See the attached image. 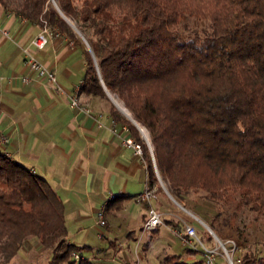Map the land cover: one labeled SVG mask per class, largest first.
Returning a JSON list of instances; mask_svg holds the SVG:
<instances>
[{"label":"trees","instance_id":"trees-1","mask_svg":"<svg viewBox=\"0 0 264 264\" xmlns=\"http://www.w3.org/2000/svg\"><path fill=\"white\" fill-rule=\"evenodd\" d=\"M0 4L38 24L45 21L70 38L74 29L60 12L73 20L85 35L100 74L87 53L79 90L107 99L101 78L146 127L158 172L173 197L183 200L197 192L222 205L235 199L237 206L264 214V0H0ZM108 111L141 142L146 182L155 184L137 128L112 104ZM209 225L218 231L213 221ZM65 236L64 205L53 186L0 151L2 261L14 259L23 243L33 238L39 247L51 248L46 264H97L84 254L88 246ZM210 237L206 233L205 238ZM148 241L141 244L142 250ZM72 250L82 257L72 258ZM159 263L205 264L201 256L188 261L174 252ZM238 264H264V253L249 248Z\"/></svg>","mask_w":264,"mask_h":264},{"label":"crops","instance_id":"crops-1","mask_svg":"<svg viewBox=\"0 0 264 264\" xmlns=\"http://www.w3.org/2000/svg\"><path fill=\"white\" fill-rule=\"evenodd\" d=\"M39 29L40 24L0 4V133L8 138L2 149L53 186L64 205L66 239L88 246L84 254L97 261L95 251L117 246L122 253L127 243L141 236L148 240L161 226L142 230L147 204L133 199L146 183L145 160L124 143L131 137L127 125L110 115L105 98L79 90L88 47L78 36L65 34L52 36L42 48L33 47L30 39ZM22 46L54 70L56 84L29 71ZM22 75L29 79L22 81ZM72 96L91 112L72 106ZM162 194L158 190L151 204L164 213L168 201H160ZM99 210L104 225L96 223ZM30 248L43 249L29 238L17 255Z\"/></svg>","mask_w":264,"mask_h":264},{"label":"rangeland","instance_id":"rangeland-1","mask_svg":"<svg viewBox=\"0 0 264 264\" xmlns=\"http://www.w3.org/2000/svg\"><path fill=\"white\" fill-rule=\"evenodd\" d=\"M69 20L74 24L72 19L69 18ZM73 29L74 34L78 36L83 45L89 49V44L85 35L81 31H77L75 28ZM106 95V105L112 104L122 117H132L130 111L126 107L130 115L124 114L112 100L111 96H115L119 99L115 93L108 90V94L106 93ZM119 100L121 101V99ZM134 120L137 122L138 126L144 128L147 133V139L145 140L138 127L130 120L137 128L140 139L144 143L145 157L150 160L156 175L155 184L157 188H159V191L164 193L159 199L161 202H164V204L168 201L164 209L166 212H162L161 226L158 228V232H154V235L152 233L153 236L149 239L146 250L141 249L140 244L142 241H145V237L143 238L141 236L135 239L134 242L127 243L126 247L124 246L125 244L121 245V247L126 248L122 253L118 252L119 249L117 246L109 247V250L103 253L95 251L98 255L97 264H160L159 262L168 252L180 253L182 257L188 261L198 256L203 258L201 245L195 239L189 238L184 234L183 221L192 224L202 242L206 246L215 249L213 264H238L242 253L249 248L253 249L258 254H263L264 214H257L243 205L237 206L235 199H233L229 205H222L202 198L197 192H189L185 195L183 200H178L170 195V192L169 194L165 191V189L167 190V181L158 172L153 155V145L148 130L141 122L136 119ZM149 145L152 149L151 153ZM153 162H155V167ZM192 213L197 217H194ZM212 221L218 226L217 232L209 225ZM205 224L213 231V235L207 230ZM175 230L178 232H175ZM206 233L211 235L209 239L205 238ZM122 240H124V238H121V241ZM219 240L223 242L227 249L232 263L224 254L218 242ZM189 249H196L198 253L190 255ZM49 253V248L38 250L30 248L28 251H23L14 259L7 262H3L0 256V264H46V258ZM88 256L91 257L89 254Z\"/></svg>","mask_w":264,"mask_h":264},{"label":"built area","instance_id":"built-area-1","mask_svg":"<svg viewBox=\"0 0 264 264\" xmlns=\"http://www.w3.org/2000/svg\"><path fill=\"white\" fill-rule=\"evenodd\" d=\"M58 34H63V33H61L54 26L51 27L47 25L46 22L44 21L42 24H40L39 31L30 39V45L36 48H42L47 43L49 38H51L54 35H58ZM21 49L24 55V63L26 67L29 69V71L33 72L36 78H44L48 82L56 84V75H55L54 70L49 68L43 62L39 61L30 51V48L28 46H22ZM21 79L22 81H26L29 79V76L22 75ZM70 104L72 106L78 107L79 109L85 111L86 113L91 112V109L81 104L76 96H72V98L70 99ZM95 116L99 117L101 116V113L97 112ZM97 125L99 126L101 125L99 120H97ZM140 133L142 137H144L141 130H140ZM7 139L8 138L6 134L0 133V151L4 153L5 155H8V153L5 150H3L2 147L7 142ZM144 139L146 140L147 138L144 137ZM124 143L132 148L134 154L142 158V145L140 141H136L132 137H127L124 139ZM149 150L151 153L152 149L150 145H149ZM165 191L167 192L166 189ZM157 196H158V188L156 184L151 185L146 182L144 188L141 191L137 192L133 197V199L136 202L147 204L145 216H144V219L142 220V225H141L142 230H147V231L154 230L158 228L159 225H161L162 223V212L156 206L151 204V201L156 199ZM111 197H113V194L111 195ZM192 215L194 217H197L193 213ZM96 223L98 225L105 224L103 210H99L97 212ZM175 232H178V231L175 230ZM183 232L186 236H188L189 238L195 239L201 245L202 247L201 251L203 253L204 262L206 264H213L214 258H215V249L206 246L202 242V240L200 239V237L198 236L195 230V227L192 224L187 223L186 221H183ZM70 255L74 259H79L82 257V255H80L79 252L76 250H72L70 252ZM226 257H227V254H226Z\"/></svg>","mask_w":264,"mask_h":264},{"label":"water","instance_id":"water-1","mask_svg":"<svg viewBox=\"0 0 264 264\" xmlns=\"http://www.w3.org/2000/svg\"><path fill=\"white\" fill-rule=\"evenodd\" d=\"M53 2H54V0H52ZM61 13V15H62V17L73 27V28H75L76 30H77V28L73 25V23L62 13V12H60ZM77 31H79V30H77ZM89 51H90V54H91V58H92V60H93V64H94V66H95V69H96V71H97V74H98V76L100 77V74H99V69H98V65H97V62H96V58H95V56H94V54H93V52H92V50H91V48L89 47ZM100 81H101V83H102V86H103V88H104V90L106 91V93L108 94V89L105 87V85L103 84V82H102V80H101V78H100ZM137 127H138V124H137V122L132 118V117H130V116H127ZM138 129H139V127H138ZM153 164H154V167H155V162H153ZM168 193H169V191H167ZM170 194V193H169ZM171 195V194H170ZM206 225V224H205ZM206 228H207V230L210 232V233H212V235L214 234L213 233V231L208 227V225H206Z\"/></svg>","mask_w":264,"mask_h":264},{"label":"bare ground","instance_id":"bare-ground-1","mask_svg":"<svg viewBox=\"0 0 264 264\" xmlns=\"http://www.w3.org/2000/svg\"><path fill=\"white\" fill-rule=\"evenodd\" d=\"M111 98H112V100L116 103V105L118 106V108H119L122 112H124V114H126V115H130L129 112H128V110L125 108V106L122 104V102H121L117 97H115V96H111ZM138 127H139V126H138ZM139 128H140V130L142 131L143 136L147 138V133L145 132V129L142 128V127H139ZM218 242H219L221 248L223 249L224 254H225V255L227 254V258L231 261L230 255L227 253V249L225 248L223 242L220 241V240H219ZM231 263H232V261H231Z\"/></svg>","mask_w":264,"mask_h":264}]
</instances>
